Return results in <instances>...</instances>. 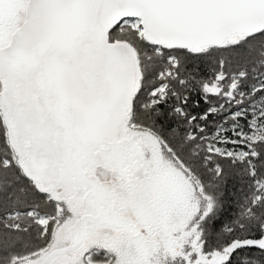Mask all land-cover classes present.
I'll list each match as a JSON object with an SVG mask.
<instances>
[{"label":"snow or ice","instance_id":"snow-or-ice-1","mask_svg":"<svg viewBox=\"0 0 264 264\" xmlns=\"http://www.w3.org/2000/svg\"><path fill=\"white\" fill-rule=\"evenodd\" d=\"M0 264H264V0H0Z\"/></svg>","mask_w":264,"mask_h":264}]
</instances>
